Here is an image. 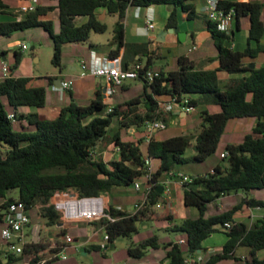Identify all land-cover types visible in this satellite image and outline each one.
<instances>
[{
    "label": "trees",
    "instance_id": "1",
    "mask_svg": "<svg viewBox=\"0 0 264 264\" xmlns=\"http://www.w3.org/2000/svg\"><path fill=\"white\" fill-rule=\"evenodd\" d=\"M159 4L172 5L166 28L177 26L182 13L188 19L198 16L191 0H57L55 5H37L32 11L21 12L19 19L0 21V36H9L31 27H43L53 41L51 61L60 67L64 44L84 43L89 40L91 33L106 31V24L95 15L96 9L105 8L108 13L117 15L111 42L119 47L124 40V27L120 20L126 8L129 5L147 7ZM218 6L233 10L237 27L241 18L248 19V38L242 51L227 45L233 39L232 32L218 31L206 19L207 29L217 51L219 65L216 69L195 68L187 57L179 56L177 68L168 71L159 68V76L152 83L138 78L144 87L141 96L115 105L108 113L104 112L105 105L99 98L87 105L70 101L52 119L40 118L36 112L18 114V106L43 107L46 103V89L44 86L30 85L31 78L28 76L13 75L21 57V51L14 50L11 76L0 79V198L3 199L0 208L3 209L14 200L24 202L28 210L38 204V215L44 224L57 225L60 212L50 201L54 193L73 190L82 198L98 197L112 187L130 186L141 175L145 155L157 162L153 181H159L163 176H169L175 167L190 161L201 162L213 154L229 120L254 118V126L240 143L226 145L224 157L221 158L226 159L227 167L218 164L203 174L191 175L192 181L183 184V204L194 206L198 216L184 218L168 230L185 233L186 248L176 241L161 244L157 235H152L137 244L131 242L127 252L133 258H140L148 248L162 246L165 250L164 264H185L187 256L196 257L203 252V240L221 226L227 236L226 241L221 251L210 255L204 264H219L225 259H233L235 264L240 261L242 264H264V256H257L259 251L264 250V217L250 226L233 219L234 213L243 204L250 207L264 206L263 200L247 197L252 190L264 189L263 5L256 1L219 0ZM8 9L9 6L0 0V12L16 16ZM55 9L59 21L57 33H53V21L42 18ZM82 16H86L87 20L77 24L76 19ZM136 54L138 58L133 59L134 63L139 62L141 56L147 55L146 43L136 45L134 56ZM259 55L262 56V64L251 68L249 64L254 63ZM126 66L123 64V67ZM144 66L149 68L150 61ZM218 71L237 77L229 79L221 87ZM48 78L51 80V77ZM173 96H188L190 104L195 108L199 104L213 103L219 107V111L211 113L203 108L199 113L201 128L195 135L182 133L162 140L154 138L147 144L143 142L142 134L134 140L121 136L120 127H134L137 132H142L141 128L148 119L161 118L167 122L170 114L156 113L157 99ZM2 98L14 108L13 120L7 117L9 113ZM141 102L144 110L138 111ZM114 121L119 124V129L108 135V128ZM16 122L21 123L20 129L14 128ZM23 122H26V126ZM192 140L195 153L186 157L184 153ZM101 144L106 152L116 151L118 158L104 160L97 151ZM156 188V185L150 188L142 208L136 212L122 211L110 205L104 213L113 220L103 216L93 223L107 234L106 247L119 236L129 237L137 230V223L153 218L154 205L162 196ZM12 190L17 191L16 198L9 196ZM239 191L244 197L238 204L221 213L205 216L208 203L225 194ZM225 222H230L231 227L225 228ZM238 246L249 248V257L236 256ZM89 247L101 249L96 244ZM59 250V247H55L50 252L57 253ZM45 251L38 239L26 244L20 255H9L6 259L0 257V264H33L44 257ZM25 256L27 260L23 263Z\"/></svg>",
    "mask_w": 264,
    "mask_h": 264
},
{
    "label": "rangeland",
    "instance_id": "2",
    "mask_svg": "<svg viewBox=\"0 0 264 264\" xmlns=\"http://www.w3.org/2000/svg\"><path fill=\"white\" fill-rule=\"evenodd\" d=\"M191 2L194 3V7L197 11H201L200 9V1L199 0H192ZM7 18V17H6ZM196 26V24H193ZM53 33H57L59 31V23L57 20H54L52 24ZM236 37L234 40L235 48L234 50L242 51L247 43L248 38V29L246 21L242 18L240 21V28L236 30ZM109 37L108 31L104 33L97 34L91 33L92 40H106ZM22 39L25 42H29L32 48L30 52L29 49L22 51L18 46L17 43L21 42ZM12 42L14 48L21 51L20 61L17 64L16 68L13 70V73L17 76H30V75H37L46 77L50 74H58L59 70L62 71L64 68H68V62L72 59V56L68 51L64 52L61 57V66H55L52 63V55H53V41L48 31H46L43 27H31L23 31H16L9 36H0V48L5 50L6 57L3 59V56L0 54V67L2 62H5L9 67L14 66V56L12 50L10 49L9 43ZM232 40L227 42V45L231 46ZM254 44V43H252ZM210 49L212 53L216 54V48L212 41L210 40V44H206L197 51L189 52L190 57H194L204 53V51ZM74 54V53H72ZM37 58V59H36ZM262 56L259 55L254 63L256 62L258 66L261 64ZM173 67H170L169 70H174L177 68V60L173 61L172 59H168V63L172 64ZM160 63V61H157ZM252 63V62H251ZM174 68V69H173ZM65 78V77H61ZM134 85V84H133ZM143 85L142 81H137L136 85L140 87ZM135 88L132 90L134 91L133 97L131 98H138L137 92H135ZM137 89V88H136ZM116 93H113V98L115 100H119L122 91L118 88ZM59 93V92H57ZM60 94V93H59ZM46 98L49 102H54L60 100L62 103H66L70 100L67 93H61L60 98L59 95L53 94L50 92L49 88L47 87V94ZM5 109L8 112H13L14 108L10 106L5 98H2ZM206 108L209 112H218L219 107L213 103H203L199 104L194 110H192L186 119L185 124L178 123V124H171L168 129H166L163 134L164 135H171L175 133L185 132L190 134H197L200 131V111ZM38 109V108H37ZM16 112L18 114H22L24 112L23 106H18L16 108ZM251 118H239V119H231L226 124L225 130L221 136L219 144L217 146L216 151L208 156L205 160L201 162H194L190 161L183 165H180L178 168L184 174L189 176L195 175L194 172H207L210 171L214 166L220 165L221 167H227L228 163L226 159L220 157V152L225 151L227 142L232 140L231 138L236 137L239 132L251 128ZM26 126V122H23ZM21 123L16 122L14 124L15 129H20ZM120 131L122 137L127 140H134L138 138V132L132 127V130L127 129L126 127H120ZM119 129V124L116 121L108 128L107 134L111 135L113 132ZM103 144L99 145L97 148L98 153H101V156L104 160H110L114 158H118V153L113 152H106L103 150ZM195 153L193 146H189L184 156H191ZM153 169L155 170L157 162L153 160ZM168 176V175H167ZM145 185H142L139 190L133 188L132 185L130 186H115L112 187L107 193H103L98 197H102L105 199L104 210L108 209L110 205L115 206L121 204L122 211H128L130 213L136 212L134 210V205L136 202L143 200L145 194ZM66 195H76L77 198H80L77 193L73 190H69L67 192H63ZM250 193H254V195L258 198H261L264 201V189H255L250 191ZM107 194L110 197V203H106L107 201ZM18 195L16 190H12L9 193V196L16 198ZM242 192H231L228 195H223L214 201L208 203L207 210L205 212V216H210L214 214H218L226 210L229 206L234 204H238L241 201ZM244 195V194H243ZM58 198V197H56ZM60 198V197H59ZM66 198V197H65ZM51 203L52 199L50 200ZM3 202V199L0 198V205ZM62 203V202H61ZM130 205L131 209L127 210L125 206ZM264 207V206H263ZM120 209V208H119ZM2 209L0 208V212ZM39 205L36 204L33 208H31L28 212L31 219V227L35 228V233L37 232L36 240H40V243L45 247V254L44 257L47 261H50L49 264H164L165 258V250L162 246L158 248H148L144 255L140 258H133L129 256L127 249L131 242L137 244L142 240L152 236L157 235L158 241L163 243H168L170 241L175 242L182 238L184 243H182V247L186 248V235L185 233L168 230L170 226L173 225V222L180 223L184 218H196L198 216V211L194 206H184L183 199H176L175 202H171L170 209L165 208L164 205H161L159 208H153L154 215L153 218L144 222L137 223V230L132 232L130 236H119L117 237L113 244H108L106 249H99L95 250L87 247V250H81V247H85V243L90 242L91 244L100 245L104 240L103 236L105 234L104 229L100 228L99 225L93 224L94 222L98 221L101 217L94 220H67L64 217L62 211L60 212V222L61 224H57L54 226H46L38 215ZM104 212V211H103ZM63 230V232H62ZM70 235L73 238V241L66 244L63 254L66 256L65 259H60L54 257V253L50 252L55 247H61L65 245L64 236ZM226 234L224 233L221 226H218V230L213 232L210 236H208L202 242V246L204 248L203 252L199 254L202 259V263L210 257V255L214 254V252L221 251V247L226 241ZM211 248L207 249V248ZM212 251V252H210ZM240 254H246L249 257V248L246 246H238L236 248V255L240 257ZM259 258L264 256V250H261L257 253ZM1 257V256H0ZM196 258V257H195ZM242 258V257H240ZM27 256H25L22 262H26ZM222 264H235L233 259H225L222 261ZM242 264V261L239 262Z\"/></svg>",
    "mask_w": 264,
    "mask_h": 264
},
{
    "label": "crops",
    "instance_id": "3",
    "mask_svg": "<svg viewBox=\"0 0 264 264\" xmlns=\"http://www.w3.org/2000/svg\"><path fill=\"white\" fill-rule=\"evenodd\" d=\"M3 1L9 6L8 11L15 13L16 16H12L8 13L0 12V21L19 19L21 17V14L18 8L20 3H22V0H3ZM199 1L201 5L200 6L201 11H197V9L194 7L195 12L198 14L197 17L188 19L185 13H182L180 15L177 26L179 27L180 31L185 32L184 40H179L177 34L169 32L168 28H166L165 26L167 22V17L170 11L172 10V5L159 4V5H151L147 7H136L129 5L125 10V14L123 18L120 20V22L123 24L124 27V40H123V45L119 47L115 43L111 42L112 30L115 22L117 21V15L108 13L105 8L96 9L95 15L97 19L106 24L107 27L106 31H108L109 33V37L106 38V40L104 41L92 40L90 35L89 40L87 42L64 44L62 46V55L64 52L66 53V51H68L71 55H73L72 59H70L67 64L69 65L68 68L66 69L64 68L63 71L60 69L58 74H50L49 76L46 77L37 76V75L28 76L31 78L29 81L30 85L44 86L46 89V94L48 87L50 92L59 95V98L62 92L53 90L52 85L54 84L56 86H59L61 81H69L71 83V87L67 90H64L63 93L64 94L67 93L70 100L66 103H62L60 102V100L49 102L46 98V103L43 107L37 109V108H29L23 106L24 107L23 113L26 114L30 112H36L40 118L52 119L55 118L58 115L60 109L63 106L67 105L70 101H74L79 105H87L90 101L99 98L100 101L105 105L104 112L107 113L106 112L107 107H114L117 104L126 103L127 101L134 99V98L129 99V97H133L132 95H134V91L132 90L135 88L134 85H136V82L140 80L137 79L126 80L120 87H118L122 91V95L120 99L115 100L113 98V95L111 97H108L106 94L107 80L105 78L96 77L92 75H87L85 77L80 76V72H81L80 61L83 60L86 64H90L92 61L98 64L112 63L122 68H128L134 64L133 59L138 58V54L134 56L136 52V45L138 44L146 43V51H147V55L141 56V60L138 63L145 65L146 62L149 60L150 68L156 70H158L159 68H163L165 71H168L170 67H173L174 65L173 62L172 64H169L168 59H172L173 61H175L179 56L187 57V59L193 64L195 68L216 69L219 64L216 59V54L212 53L210 49L204 51V53L200 55L194 57L189 56V52L197 51L203 46H206V44L207 45L210 44V40L212 41L210 32L207 29V21L204 14V5L206 3V0H199ZM231 1L260 2L263 5V17H264V0H231ZM56 2L57 0H39L38 5H55ZM42 18L51 19L53 22L54 20L58 21L57 10L55 9L52 12H49L48 14L44 15ZM147 18H151L154 25V27L149 31L145 29ZM243 19L246 21L247 29H248V25H249L248 19L244 17ZM86 20H87L86 16L78 17L76 19V23L82 24ZM240 21H239V27H237L235 21L233 24V28H232L233 39L231 43V47L233 49L235 48L234 45V40L236 37L235 32L237 29L240 28ZM193 24H196V26H194ZM162 31H165V34H163ZM23 41L25 40L22 39L21 42ZM262 42L264 43V38L262 39ZM19 43L20 42L17 43L18 47H19ZM26 43L29 44L28 49H31L32 46H30V43L29 42ZM193 45L196 46V49L189 51L190 47ZM9 46L13 53V51L16 50V48H14L12 42L9 43ZM0 54L1 56H3V59H5L6 57L5 50L0 48ZM149 57L150 59H148ZM157 61H160V63H157ZM123 64H126L127 66L123 67ZM261 64H262V59H261ZM255 65H257L256 62ZM217 74L220 79L221 87H223L224 84L229 79L237 77L234 75H229L225 71H218ZM13 75L17 76L14 73ZM48 77H51V80H49ZM61 77H65V78H61ZM136 88H135V92H137V97L139 98L144 90V87L142 85L141 89L138 86ZM57 92H59L60 94ZM139 110L140 111L144 110L142 102L138 104V111ZM7 113H11V112L7 111ZM187 116L188 114L184 116L182 113L170 114L166 122L167 123L166 129H168L171 124H178V123L185 124ZM251 120H252L251 128L249 129L246 128V130L239 132L238 135L236 137L231 138L232 140H229L227 144L240 143L244 135L249 133L255 124V119L251 118ZM127 129L132 130V127H128ZM166 129L157 131L154 135V138L158 140H162L169 138L171 136L185 133V132H180L171 135H164L163 132ZM140 134H142V132H138V136ZM193 145H194V140L191 141L189 146H193ZM223 152L224 151L220 152V157ZM186 157H190V156H186ZM178 167L179 166L175 167L174 171L182 172ZM203 173L205 172H201V173L198 171L194 172V174H203ZM159 182L160 183L167 182V185L165 184V186L168 187L169 190L168 195L170 196L171 202L172 201L175 202L176 199H183L184 187L180 185L175 178H170L169 176L165 175L159 180ZM163 196L164 195L162 194L161 198ZM241 197L242 198L244 197L243 193ZM247 197H254L256 199L262 200L261 198L256 197L254 193L252 194L250 192L248 193ZM96 201L98 206H101L104 199L102 200L98 199ZM106 203L107 205L108 203H110V197L108 194H107ZM232 206H229L226 209H229ZM116 207L121 209V204L116 205ZM125 208L127 210L131 209L130 205L125 206ZM263 217H264L263 206L250 207L247 206L246 204H243L241 208L238 209L233 215L234 221L243 222L248 226H250L253 222ZM173 224H175V222H173ZM0 227H1V222H0ZM181 240L183 239L180 238L179 240H176V242H179ZM90 245H91L90 242L85 243V247ZM207 249L212 250V247L211 248L209 247ZM235 255H236V250H235ZM239 256L242 258L248 257L246 254H240ZM219 264H222V261H220Z\"/></svg>",
    "mask_w": 264,
    "mask_h": 264
},
{
    "label": "built area",
    "instance_id": "4",
    "mask_svg": "<svg viewBox=\"0 0 264 264\" xmlns=\"http://www.w3.org/2000/svg\"><path fill=\"white\" fill-rule=\"evenodd\" d=\"M219 0H206L204 5V14L207 20L212 22L218 31L224 33L232 32L233 24L235 21L234 12L232 9H223L218 6ZM39 0H22L19 5V12H28L35 9L38 5ZM154 27L151 18L146 19V30L149 31ZM19 48L25 51L29 48V44L25 41L19 43ZM196 49L193 45L190 47L189 51ZM80 76L85 77L87 75H92L96 77H103L107 80L106 94L111 97L115 93L116 89L120 87L126 80L138 78L144 79L148 83H152L156 77L159 76V71L153 68H146L143 64L134 63L131 67L122 68L118 65L112 63L98 64L92 61L90 64H86L83 60L80 61ZM11 76L10 67L2 62L0 67V79L8 78ZM71 87L69 81H61L59 86L52 85V89L55 91L63 92ZM195 107L190 104L188 96L177 97H160L157 99V114H180L184 116L189 114ZM112 107H107L106 112H110ZM7 117L11 120L14 119L13 113H9ZM167 127L166 121L161 118L148 119L144 122L142 127V137L145 144L149 143L154 139V135L157 131L164 130ZM117 150V149H116ZM116 152V151H115ZM224 157V153L221 154ZM153 160L150 156L143 157V165L141 168V175L139 179L132 183L134 189L139 190L142 185H145V194L143 200L135 203L134 210L137 211L142 208L144 202L146 201L147 194L150 188L154 185L156 187H162V194L164 195L155 205L154 208H159L164 205L165 208L170 209L171 199L168 195L167 182L160 183L159 181H153ZM170 178H175L180 185L183 186L184 183H189L192 181V177L184 174L180 171H171L169 173ZM58 197V198H56ZM60 197V198H59ZM66 197V198H65ZM100 197H80L77 198L76 195H66L63 192H56L52 196V202L57 210L63 212L65 219L67 220H84L90 221L98 219L99 217L106 216L107 218L113 220L109 215L105 214L103 211L105 204L104 202L100 206V210L97 207H87L83 214L80 215H69L67 214V207L61 205L62 199L68 200L69 202H77L80 204L85 201L96 200ZM29 210L26 208L24 202L20 200H14L8 202L6 206L0 212V256L6 259L9 255H20L26 244L36 242L37 232L35 233V228L31 227V219L29 215ZM230 222H225L223 226L225 228L231 227ZM107 234L103 236V242L100 244L101 249H106ZM73 241L70 235L64 236L65 245L59 247L60 250L54 253V257L65 259L66 256L62 253L66 244ZM178 243H184L183 240ZM201 257L187 256L185 258V264H201ZM33 264H47V259L45 257L37 259Z\"/></svg>",
    "mask_w": 264,
    "mask_h": 264
},
{
    "label": "bare ground",
    "instance_id": "5",
    "mask_svg": "<svg viewBox=\"0 0 264 264\" xmlns=\"http://www.w3.org/2000/svg\"><path fill=\"white\" fill-rule=\"evenodd\" d=\"M98 199H104L102 197L98 198ZM96 199V200H98ZM96 200H92V201H85V202H81L80 204H78L77 202H69L68 200H65V199H62V203L61 205L63 206H66L67 207V214L69 215H80V214H83L84 210L87 209V207H92V206H95L97 207V210L99 211L100 210V206H98V204L96 203L97 201ZM105 201V199H104ZM103 201V202H104ZM102 202V203H103Z\"/></svg>",
    "mask_w": 264,
    "mask_h": 264
},
{
    "label": "water",
    "instance_id": "6",
    "mask_svg": "<svg viewBox=\"0 0 264 264\" xmlns=\"http://www.w3.org/2000/svg\"><path fill=\"white\" fill-rule=\"evenodd\" d=\"M168 30L171 33H176L178 38H179V40H184L185 32L180 31L178 26L170 27V28H168ZM162 33L165 34V31H162ZM28 52H30V49L28 50ZM249 65H250L251 68H254V66H255L254 63H250ZM156 189L158 190L159 193H162V187L161 186L157 187ZM59 224H61V223H59ZM80 249L83 250V247H81ZM198 253H200V250H198Z\"/></svg>",
    "mask_w": 264,
    "mask_h": 264
}]
</instances>
